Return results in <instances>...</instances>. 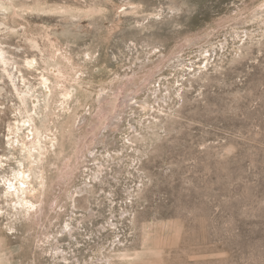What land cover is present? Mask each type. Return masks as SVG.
I'll return each instance as SVG.
<instances>
[{
	"label": "rangeland",
	"instance_id": "rangeland-1",
	"mask_svg": "<svg viewBox=\"0 0 264 264\" xmlns=\"http://www.w3.org/2000/svg\"><path fill=\"white\" fill-rule=\"evenodd\" d=\"M0 4V264H264V0Z\"/></svg>",
	"mask_w": 264,
	"mask_h": 264
},
{
	"label": "bare ground",
	"instance_id": "bare-ground-1",
	"mask_svg": "<svg viewBox=\"0 0 264 264\" xmlns=\"http://www.w3.org/2000/svg\"><path fill=\"white\" fill-rule=\"evenodd\" d=\"M1 6V4H0ZM6 51L2 48L1 44H0V63H2L7 69V71L10 73V57L8 58L6 55ZM12 61V60H11ZM35 61H33L32 63H34ZM13 68V67H12ZM54 71V70H52ZM55 73H58L57 71ZM25 81V80H24ZM42 86L44 87V89L48 92V95L51 94V89L52 86L55 84L54 80L51 79L49 76L43 75V80H42ZM56 86V85H55ZM24 102L25 105V113H26V120L23 121L22 127H18L17 131L21 132L24 128L28 127V129H30V133L29 136L27 138V141L25 140H20V143H22V145L28 149L30 152L32 151L33 147H31V144L33 143H43L44 141H48L49 142H54L55 139H53L51 136H49V132H52V130H50L49 128V113H47L45 119H44V123L43 125L39 128V122H38V117L39 114L42 111V102H46V99H41V97L39 95H36L32 92V90H29L28 92H25L23 94H19ZM74 97V93L72 91H68L66 90L63 94H62V99L60 100L61 103V110H63L64 112L68 111L70 109V104L71 101ZM54 98V99H53ZM53 101L56 104V94L53 97ZM29 102V106H27L26 102ZM19 141V140H18ZM37 143V144H38ZM37 147L34 146V149H36ZM28 179L33 177L32 174H29V176H27ZM23 185H26L25 182H23ZM27 188V187H26ZM3 263V262H2Z\"/></svg>",
	"mask_w": 264,
	"mask_h": 264
},
{
	"label": "snow or ice",
	"instance_id": "snow-or-ice-1",
	"mask_svg": "<svg viewBox=\"0 0 264 264\" xmlns=\"http://www.w3.org/2000/svg\"><path fill=\"white\" fill-rule=\"evenodd\" d=\"M9 188H11V185H8Z\"/></svg>",
	"mask_w": 264,
	"mask_h": 264
}]
</instances>
